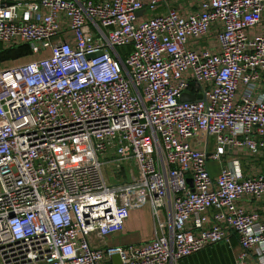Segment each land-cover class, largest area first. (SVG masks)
Returning a JSON list of instances; mask_svg holds the SVG:
<instances>
[{
  "label": "built area",
  "instance_id": "1",
  "mask_svg": "<svg viewBox=\"0 0 264 264\" xmlns=\"http://www.w3.org/2000/svg\"><path fill=\"white\" fill-rule=\"evenodd\" d=\"M20 46L0 264H181L231 233L233 264H264V167L241 165L264 158V0H0V52ZM144 205L152 238L115 245Z\"/></svg>",
  "mask_w": 264,
  "mask_h": 264
},
{
  "label": "crops",
  "instance_id": "2",
  "mask_svg": "<svg viewBox=\"0 0 264 264\" xmlns=\"http://www.w3.org/2000/svg\"><path fill=\"white\" fill-rule=\"evenodd\" d=\"M248 210L255 209L264 216V203L246 205ZM160 218L164 220L165 213L159 211ZM154 223L148 205L132 211L125 223L123 235L115 240L119 247L139 246L152 238ZM241 249L235 234H230L229 244L219 243L211 245L202 251L180 261L181 264H233Z\"/></svg>",
  "mask_w": 264,
  "mask_h": 264
},
{
  "label": "rangeland",
  "instance_id": "3",
  "mask_svg": "<svg viewBox=\"0 0 264 264\" xmlns=\"http://www.w3.org/2000/svg\"><path fill=\"white\" fill-rule=\"evenodd\" d=\"M149 13L147 12V15ZM25 50V48L23 49H17V50H12L14 51V53H12V55H16L18 53H20L21 51ZM38 59V56H33L31 54L27 55V56H20V57H16L14 58L13 60H6V61H0L2 66L1 68L3 67H6V66H16V65H19V64H22V63H25L27 61H31V60H36ZM213 143V140L210 139L209 141V144L210 146L212 145ZM212 150H209V153H211ZM209 159H211V156H209ZM248 162L246 163L245 161H242L241 162V165H242V168L244 171H248V170H255V169H263L264 167V158H261V159H257L255 157H248ZM211 162V161H210ZM212 163V162H211Z\"/></svg>",
  "mask_w": 264,
  "mask_h": 264
},
{
  "label": "trees",
  "instance_id": "4",
  "mask_svg": "<svg viewBox=\"0 0 264 264\" xmlns=\"http://www.w3.org/2000/svg\"><path fill=\"white\" fill-rule=\"evenodd\" d=\"M25 48V50L21 51L20 53L16 54V55H12V53H14V51L12 50H17V49H23ZM31 54L30 50L26 47V46H20V47H15L9 50H5V51H1L0 52V61H6V60H13L14 58H16L17 56H27Z\"/></svg>",
  "mask_w": 264,
  "mask_h": 264
},
{
  "label": "water",
  "instance_id": "5",
  "mask_svg": "<svg viewBox=\"0 0 264 264\" xmlns=\"http://www.w3.org/2000/svg\"><path fill=\"white\" fill-rule=\"evenodd\" d=\"M139 15H141V12L137 13V16H139ZM88 58H92V56H88ZM195 98L200 99V96L193 97V96H190L188 94H183L180 98V101H193ZM188 183L190 184L191 182L188 181ZM112 263L113 264H120V260H119L118 256L112 257Z\"/></svg>",
  "mask_w": 264,
  "mask_h": 264
}]
</instances>
